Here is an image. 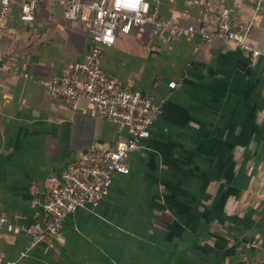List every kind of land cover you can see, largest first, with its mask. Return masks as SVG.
Here are the masks:
<instances>
[{"label":"crops","instance_id":"obj_1","mask_svg":"<svg viewBox=\"0 0 264 264\" xmlns=\"http://www.w3.org/2000/svg\"><path fill=\"white\" fill-rule=\"evenodd\" d=\"M149 1L158 18L207 31L216 29L228 6L232 28L264 45V2L256 10L255 0ZM64 8L61 0H42L35 19L25 22L14 1L0 37L3 262L242 264L260 256L262 59L221 39L204 47L197 32L155 34L151 24L118 34L100 56L101 67L122 85L161 104L150 135L130 153L129 172L113 176L97 205L78 207L57 233L45 232L49 215L41 203L50 177L90 146L113 147L129 136L83 94L75 107L47 94L44 81L70 71L92 44Z\"/></svg>","mask_w":264,"mask_h":264},{"label":"built area","instance_id":"obj_2","mask_svg":"<svg viewBox=\"0 0 264 264\" xmlns=\"http://www.w3.org/2000/svg\"><path fill=\"white\" fill-rule=\"evenodd\" d=\"M20 8V19L30 22L42 0H0V37L12 3ZM225 2L226 0H220ZM258 10L264 0H255ZM65 5L64 16L83 25L92 40L85 57L73 63L71 70L44 81L49 96L58 97L76 106L80 94L99 110L105 118L122 123L129 130L127 139L116 146L102 144L90 146L77 162L70 164L59 175L50 177L51 185L41 203L42 210L49 215L45 232L57 233L68 213L78 207L97 205L109 192L116 173H128V157L139 147L141 139L150 135L151 127L161 111V104L150 95L125 85L107 73L100 65L103 48L114 43L118 34H127L133 28L151 24L155 34L167 30L172 35L185 36L197 32L204 47L214 39L235 43L253 57L262 59L264 71V45H255L245 39L243 33L232 28V15L228 6H223L215 30L197 29L194 25L182 26L158 18L149 0H61ZM175 85V82H171ZM7 219L0 210V230ZM31 232V229L24 228ZM36 237L33 242L38 240ZM32 242V243H33ZM31 243V244H32ZM256 245V244H255ZM260 256L242 264H264V245ZM20 252L19 257L26 254ZM0 264H16V260Z\"/></svg>","mask_w":264,"mask_h":264}]
</instances>
